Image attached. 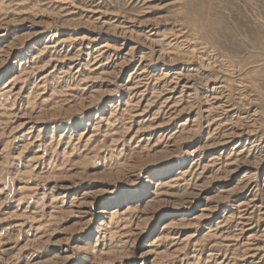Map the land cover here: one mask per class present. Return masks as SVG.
I'll list each match as a JSON object with an SVG mask.
<instances>
[{
	"label": "rangeland",
	"instance_id": "obj_1",
	"mask_svg": "<svg viewBox=\"0 0 264 264\" xmlns=\"http://www.w3.org/2000/svg\"><path fill=\"white\" fill-rule=\"evenodd\" d=\"M0 264H264V0H0Z\"/></svg>",
	"mask_w": 264,
	"mask_h": 264
},
{
	"label": "bare ground",
	"instance_id": "obj_2",
	"mask_svg": "<svg viewBox=\"0 0 264 264\" xmlns=\"http://www.w3.org/2000/svg\"><path fill=\"white\" fill-rule=\"evenodd\" d=\"M179 42V41H178ZM215 49V48H214ZM89 58V57H88ZM177 78V77H176ZM143 79V78H142ZM162 86V85H161ZM43 88V87H42ZM162 89V88H161ZM140 99V98H139ZM224 99V98H223ZM168 102V101H167ZM136 113V112H135ZM251 124V123H250ZM182 130V129H181ZM178 135V134H177ZM214 135V134H213ZM228 157V156H227ZM230 164V163H229ZM182 173V172H181ZM182 183V182H181ZM185 188V187H184ZM107 212V211H106ZM249 254V253H248Z\"/></svg>",
	"mask_w": 264,
	"mask_h": 264
}]
</instances>
